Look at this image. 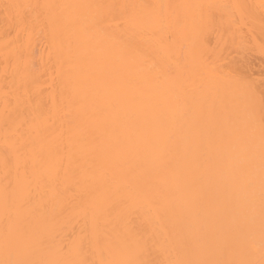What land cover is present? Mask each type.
<instances>
[{
	"label": "bare ground",
	"instance_id": "obj_1",
	"mask_svg": "<svg viewBox=\"0 0 264 264\" xmlns=\"http://www.w3.org/2000/svg\"><path fill=\"white\" fill-rule=\"evenodd\" d=\"M0 264H264V0H0Z\"/></svg>",
	"mask_w": 264,
	"mask_h": 264
}]
</instances>
